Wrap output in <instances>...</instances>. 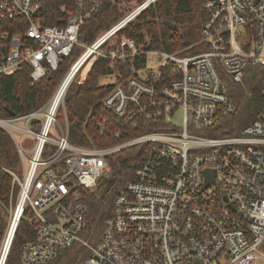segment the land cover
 <instances>
[{
    "label": "built area",
    "instance_id": "2783aa9c",
    "mask_svg": "<svg viewBox=\"0 0 264 264\" xmlns=\"http://www.w3.org/2000/svg\"><path fill=\"white\" fill-rule=\"evenodd\" d=\"M44 1L0 0V75L27 63L40 81L75 46L84 50L45 105L0 117L20 159L19 170L11 171L19 191L0 264L27 213L36 238L22 246L23 264L52 262L76 243L90 252L84 264H264V103L256 119L223 135L237 112L229 84L243 83L249 67L264 68V0H206L201 37L207 49L195 54L143 50L125 35L112 45L155 0H145L91 45L80 41V31L104 0H78L65 24L45 26ZM99 56L112 64L130 60L132 73L109 74L114 86L103 99L119 117L116 143L87 147L70 140L63 105L77 72ZM132 147L142 149L133 153V176L93 243L82 236L84 191L110 174L109 156Z\"/></svg>",
    "mask_w": 264,
    "mask_h": 264
},
{
    "label": "trees",
    "instance_id": "16d2710c",
    "mask_svg": "<svg viewBox=\"0 0 264 264\" xmlns=\"http://www.w3.org/2000/svg\"><path fill=\"white\" fill-rule=\"evenodd\" d=\"M144 1H102L81 28L80 41L85 45L93 44L107 29ZM205 1L155 0L118 32L112 45L115 46L125 35L133 38L143 50L159 48L180 54L204 51L207 46L202 41L201 27L206 17ZM43 7L39 15L44 26L63 25L67 13L77 9L78 0H45ZM167 21L175 24L176 28H169L165 24ZM110 47L106 42L102 49L107 53ZM83 50V47L75 46L69 56L62 58L59 68L40 81L31 78L32 68L27 63L20 65L12 74L0 75V117L27 113L45 105ZM142 60L137 58L135 63L140 65ZM115 72L122 73L124 77L129 76L132 73L131 61L112 64L106 56H99L84 80L75 79L71 82L63 111L73 143L87 147H105L116 143L112 134L119 128V117L103 103L114 84L100 82L102 77ZM263 90L264 68L249 67L243 83L229 84L228 93L237 112L226 122L229 132L223 135L238 133L260 115L264 103ZM141 150L140 147H132L109 156L110 174L99 181L96 190L84 191V200L88 205L82 231L85 239L93 243L101 240L105 222L113 212L114 200L133 176V153ZM19 164L13 138L0 127V245L7 233L10 206L15 201L16 187L12 185L11 171L19 170ZM35 238V227L27 213L17 227L5 264H23L22 246ZM89 255L86 247L76 243L62 249L55 260L45 264H84Z\"/></svg>",
    "mask_w": 264,
    "mask_h": 264
},
{
    "label": "rangeland",
    "instance_id": "374dc122",
    "mask_svg": "<svg viewBox=\"0 0 264 264\" xmlns=\"http://www.w3.org/2000/svg\"><path fill=\"white\" fill-rule=\"evenodd\" d=\"M115 40V38L112 39V41ZM91 61V59L89 60ZM89 61L77 72V74L75 75L74 79H80L81 81L84 80L90 70V68L92 67V64L94 63V60L91 62L92 64L89 66V68L87 69L86 72H84V68L87 66V64L89 63ZM71 69V68H70ZM114 80V78L110 75L106 76V77H102L100 79V82L102 84H109V83H112ZM60 121L61 123L64 124V118H63V115H60ZM22 137V136H21ZM24 146L25 148L27 149H30L32 147L31 145V141L30 140H25L24 141ZM96 190V189H95ZM18 191L19 189L16 188V192H15V199H17L18 197ZM94 191V190H93ZM14 201L12 202L11 206H10V210H9V222H8V229H7V233L5 235V238L3 240V242L1 243L0 245V260H1V256L3 255L4 251H5V247H6V243H7V238H8V232H9V228H10V225H11V222H12V217H13V206H14ZM262 249L264 250V245L262 246ZM264 263V261H263Z\"/></svg>",
    "mask_w": 264,
    "mask_h": 264
},
{
    "label": "water",
    "instance_id": "95a60500",
    "mask_svg": "<svg viewBox=\"0 0 264 264\" xmlns=\"http://www.w3.org/2000/svg\"><path fill=\"white\" fill-rule=\"evenodd\" d=\"M43 8L41 7L40 8V10H42ZM165 24L169 27V28H171V29H175L176 28V26H175V24H173V23H171V22H165ZM263 96H264V93H263ZM210 180H213V178H212V176L209 178V180L208 181H210Z\"/></svg>",
    "mask_w": 264,
    "mask_h": 264
},
{
    "label": "bare ground",
    "instance_id": "6f19581e",
    "mask_svg": "<svg viewBox=\"0 0 264 264\" xmlns=\"http://www.w3.org/2000/svg\"><path fill=\"white\" fill-rule=\"evenodd\" d=\"M91 62H92V61H89V63L87 64V66L84 68V72H86L87 69L89 68V66L92 64Z\"/></svg>",
    "mask_w": 264,
    "mask_h": 264
}]
</instances>
